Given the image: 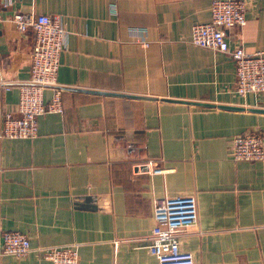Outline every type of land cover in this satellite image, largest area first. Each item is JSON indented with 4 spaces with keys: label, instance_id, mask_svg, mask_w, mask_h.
<instances>
[{
    "label": "crops",
    "instance_id": "crops-1",
    "mask_svg": "<svg viewBox=\"0 0 264 264\" xmlns=\"http://www.w3.org/2000/svg\"><path fill=\"white\" fill-rule=\"evenodd\" d=\"M246 4L231 47L264 52V0ZM212 0H0V81L15 110L30 78L32 31L15 13L67 31L58 86L64 112L33 139L0 136V225L33 251L0 264H52L40 248L76 245L79 264H159L154 202L193 195L196 226L179 236L196 264H264V161L234 162L233 137H264V94L237 93L231 57L191 43ZM49 103L53 90L45 91Z\"/></svg>",
    "mask_w": 264,
    "mask_h": 264
},
{
    "label": "built area",
    "instance_id": "built-area-1",
    "mask_svg": "<svg viewBox=\"0 0 264 264\" xmlns=\"http://www.w3.org/2000/svg\"><path fill=\"white\" fill-rule=\"evenodd\" d=\"M212 19L192 27L191 43L231 57L236 67L237 93L264 94V52L249 54L243 46L231 47L226 32L247 24L246 4L238 0H212ZM12 20L21 33L32 31L35 43L30 54V78L19 86L15 110L2 117L1 138L33 139L39 133V119L64 112L62 90L58 86L61 58L66 50L67 31L61 21L48 15L15 13ZM53 90L49 103L45 91ZM12 86L0 81V101ZM231 159L234 162L264 161V137L256 132L233 137ZM156 226L148 247L159 264H196L190 252L182 251L179 236L198 223L195 196H176L154 202ZM33 251L29 238L17 231H4L0 225V256L24 258ZM36 252L52 264H79L76 245L40 248Z\"/></svg>",
    "mask_w": 264,
    "mask_h": 264
}]
</instances>
